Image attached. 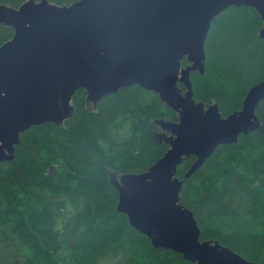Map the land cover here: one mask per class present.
Here are the masks:
<instances>
[{"label":"trees","instance_id":"obj_1","mask_svg":"<svg viewBox=\"0 0 264 264\" xmlns=\"http://www.w3.org/2000/svg\"><path fill=\"white\" fill-rule=\"evenodd\" d=\"M25 1L0 0V6L16 9ZM48 1L69 6L78 0ZM262 24L248 6H230L212 20L204 74L190 73L195 101L217 103L223 117L241 108L249 88L264 78ZM13 33L0 23V45ZM71 105L63 123L23 131L14 158L0 164V264H196L154 248L134 229L116 210L111 181L148 170L166 152L155 120L178 121V113L139 85L95 105L79 88ZM255 111L256 130L219 145L188 177L194 157L184 158L176 175L183 179L180 202L193 212L200 239L264 264V99Z\"/></svg>","mask_w":264,"mask_h":264},{"label":"water","instance_id":"obj_2","mask_svg":"<svg viewBox=\"0 0 264 264\" xmlns=\"http://www.w3.org/2000/svg\"><path fill=\"white\" fill-rule=\"evenodd\" d=\"M230 6L254 8L264 0H78L57 6L27 0L0 6V23L14 29L0 45V164L14 158L20 134L33 125L61 124L73 114L71 97L83 88L95 105L103 96L139 85L159 95L178 121L156 119L166 152L148 170L111 179L116 210L154 248L170 249L196 264H252L217 240H201L193 212L179 198L177 166L194 160V173L219 145L256 130L264 78L242 106L223 117L217 103L193 97L190 73L204 74V41L212 20ZM186 59L187 64L182 65ZM182 83L185 90L178 85Z\"/></svg>","mask_w":264,"mask_h":264}]
</instances>
